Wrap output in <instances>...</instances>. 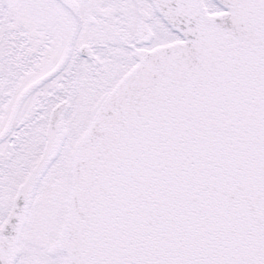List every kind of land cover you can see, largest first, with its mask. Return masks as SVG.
I'll return each instance as SVG.
<instances>
[{"label":"snow or ice","instance_id":"snow-or-ice-1","mask_svg":"<svg viewBox=\"0 0 264 264\" xmlns=\"http://www.w3.org/2000/svg\"><path fill=\"white\" fill-rule=\"evenodd\" d=\"M0 264H264V0H0Z\"/></svg>","mask_w":264,"mask_h":264}]
</instances>
